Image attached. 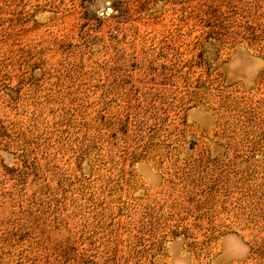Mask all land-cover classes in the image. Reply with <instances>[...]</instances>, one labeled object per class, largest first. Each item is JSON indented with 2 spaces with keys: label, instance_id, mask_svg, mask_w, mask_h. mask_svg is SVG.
Here are the masks:
<instances>
[{
  "label": "rangeland",
  "instance_id": "1",
  "mask_svg": "<svg viewBox=\"0 0 264 264\" xmlns=\"http://www.w3.org/2000/svg\"><path fill=\"white\" fill-rule=\"evenodd\" d=\"M0 264H264V0H0Z\"/></svg>",
  "mask_w": 264,
  "mask_h": 264
}]
</instances>
